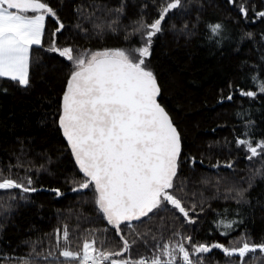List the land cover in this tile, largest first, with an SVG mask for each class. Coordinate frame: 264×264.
Here are the masks:
<instances>
[{"label": "trees", "instance_id": "16d2710c", "mask_svg": "<svg viewBox=\"0 0 264 264\" xmlns=\"http://www.w3.org/2000/svg\"><path fill=\"white\" fill-rule=\"evenodd\" d=\"M47 2L66 26L63 35L57 34L58 46L71 45L88 51L140 46L138 35L125 40L123 27L101 36L95 35L87 22H83V27L89 29L87 36L73 27L78 22L75 12L78 6L85 12H92L93 4L107 6L104 11L97 10L96 15L113 19L114 14L110 15L107 9L119 7L121 0ZM123 2L121 24L131 33L132 21L143 15L151 23L158 8L168 0ZM183 3V8L173 10L165 18L164 31L153 38L146 63L160 83L159 100L180 131L182 158L187 155L198 161L195 166L182 165L188 203L197 204L198 215L195 225L184 224L171 209L144 224L134 222L138 232L149 229L151 232L148 247L142 242L133 246V259L151 257L156 251L151 245L157 241L174 244L178 239L175 232L190 235L201 243H222L229 247L233 246L229 241L234 243L241 236L256 243L264 240V167L257 158L246 159L245 150L236 144L237 138H246L243 133L254 141L264 139V94L258 93L255 98L240 95L241 89L258 91L250 79L258 69L264 79V18L253 14V9L264 10V0H183ZM241 4L249 9L247 18L239 10ZM217 22L223 25L221 36L225 37L219 44L215 39L220 38L210 34L206 27ZM56 27L57 23L48 18L43 46H33L30 86L0 78V171L16 179L31 176L32 186L38 189L29 193L0 190L3 205L0 264H13L3 258L25 255L33 242L41 243L38 251L49 248L55 251V230H62L64 225L68 226L73 250L92 234L98 240L106 238L107 250L119 251L122 244L96 211L91 187L72 191L83 176L58 126L62 93L71 68L57 53L47 51ZM229 94L232 100L226 99ZM217 163L219 168L211 167ZM228 163L233 165L231 169L225 167ZM203 178H207V184L202 183ZM54 188H59L63 195L56 196L51 191ZM234 189H246L244 196L248 202L237 203ZM201 206L203 212H199ZM225 218L238 221L235 230L226 236L221 235L219 226V221ZM104 229H108L106 237L101 235ZM123 234L133 239L128 229ZM153 234L157 241L151 240ZM201 255L203 264H240L238 256L226 257L219 249ZM245 264H264V254L258 251L256 259L246 256Z\"/></svg>", "mask_w": 264, "mask_h": 264}, {"label": "snow or ice", "instance_id": "6c2138e0", "mask_svg": "<svg viewBox=\"0 0 264 264\" xmlns=\"http://www.w3.org/2000/svg\"><path fill=\"white\" fill-rule=\"evenodd\" d=\"M91 7L92 12H85L82 6L75 9L78 22L74 28L87 36L89 29L83 27V22H87L94 34L101 36L123 27L125 40L130 35H138L140 46L96 51H81L71 45L58 46L57 34L63 35L66 26L47 0H0V78H8L23 87L30 86L33 46H43L46 20L52 18L58 27L51 34L47 51L57 53L71 68L62 93L58 126L83 176L80 182H75L72 191L91 187L96 211L119 237L120 250H107L104 247L106 238L98 240L95 234L85 237L73 250L68 226L64 225L62 230H55V251L52 248L38 251L41 243L33 242L25 255L3 259L13 261V264H203L201 254L219 249L226 257L238 256L240 264H245L246 256L256 259L258 251L264 254V240L256 243L241 236L234 243L229 241L233 244L229 247L222 243H201L190 235L175 232L178 239L174 244L171 241L160 244L153 234L151 240L157 242L151 245L156 249L151 257H131L132 248L138 242L149 246L151 232V229L138 232L134 222L144 224L171 209L184 224L195 225L198 215L197 204L188 203L187 178L182 168L184 164L195 166L198 161L187 155L182 158L180 131L162 106L160 84L146 63L151 56L153 38L164 31L165 18L173 10L183 8L184 3L183 0H168L158 8V15L151 23L141 15L131 22V33L121 24L123 0L119 7L107 9L110 15L114 14L113 19L96 15L97 10L104 11L107 6L93 4ZM239 10L247 18V6L241 4ZM253 14L264 18V10L253 9ZM206 27L210 34L220 38L215 39V43L219 44L225 38L221 36L224 31L221 23ZM184 29H187L186 24ZM247 35L251 36V33ZM250 79L258 91L241 89L240 95L255 98L258 93L264 94V79L259 69ZM226 99L232 100V95ZM242 135L246 138H237V146L243 147L246 159L257 158L264 167V139L254 141L248 133ZM199 163L203 164V160ZM211 167L219 168L220 164ZM225 167L231 169L233 165L228 163ZM202 183L207 184V178H203ZM32 185L31 176L16 179L0 171V190L36 192L38 189ZM234 190L237 203L248 202L244 196L246 189ZM51 191L56 196L63 195L59 188ZM195 195L193 192L192 196ZM200 195L202 197V193ZM203 211L201 206L199 212ZM237 223L236 220L221 219V235L230 234ZM124 229L129 230L133 239L123 234ZM107 231L104 229L101 235L106 237ZM126 253L129 254L127 258Z\"/></svg>", "mask_w": 264, "mask_h": 264}, {"label": "water", "instance_id": "95a60500", "mask_svg": "<svg viewBox=\"0 0 264 264\" xmlns=\"http://www.w3.org/2000/svg\"><path fill=\"white\" fill-rule=\"evenodd\" d=\"M159 83V82H158ZM160 84V83H159ZM161 87V86H160ZM160 98V97H159ZM163 106V105H162ZM166 109V108H165ZM167 110V109H166ZM169 113V112H168ZM170 115V114H169ZM171 116V115H170ZM175 124V123H174ZM177 127V126H176ZM61 132H62V130H61ZM63 135V134H62ZM65 139V138H64ZM65 141H66V139H65ZM78 167V166H77ZM85 190H88V189H85Z\"/></svg>", "mask_w": 264, "mask_h": 264}, {"label": "rangeland", "instance_id": "374dc122", "mask_svg": "<svg viewBox=\"0 0 264 264\" xmlns=\"http://www.w3.org/2000/svg\"><path fill=\"white\" fill-rule=\"evenodd\" d=\"M87 50V49H86ZM81 51H84V50H81Z\"/></svg>", "mask_w": 264, "mask_h": 264}]
</instances>
